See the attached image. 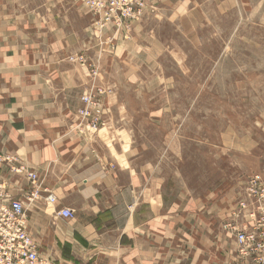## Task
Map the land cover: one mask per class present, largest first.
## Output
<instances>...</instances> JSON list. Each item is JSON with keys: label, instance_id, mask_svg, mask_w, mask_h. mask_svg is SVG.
<instances>
[{"label": "crops", "instance_id": "1", "mask_svg": "<svg viewBox=\"0 0 264 264\" xmlns=\"http://www.w3.org/2000/svg\"><path fill=\"white\" fill-rule=\"evenodd\" d=\"M144 1L148 9L157 7V0ZM173 1L158 5L182 7ZM227 5L243 9L239 23H255L264 0ZM154 13L147 18L149 35H155L156 21L166 20ZM92 22L82 6L65 0H0V154L37 174L41 197L27 203L28 181L3 179L24 202L25 226L39 257L54 264H229L235 243L223 225L245 199L249 174L231 172L195 192L176 183L169 188L154 148L138 140L155 133L133 127L139 113L124 108L131 98H143L134 95L140 86L128 84L140 35L135 27L133 35H119L110 26L98 34ZM77 55L95 66L93 82L86 67L68 61ZM91 85L111 94L102 100L108 139L100 129L77 125L81 96ZM243 151L250 157L253 150L249 144ZM49 194L52 203L45 201ZM63 209L73 218L60 217Z\"/></svg>", "mask_w": 264, "mask_h": 264}, {"label": "rangeland", "instance_id": "2", "mask_svg": "<svg viewBox=\"0 0 264 264\" xmlns=\"http://www.w3.org/2000/svg\"><path fill=\"white\" fill-rule=\"evenodd\" d=\"M160 1L174 2L157 0L156 13L147 6L140 23L135 21L132 26V21L119 34L133 35L135 27L140 35L139 55L132 61L134 73L128 84L140 86L134 95L143 98H131L124 105L126 111L139 113L133 127L141 124L155 133L140 136V144L154 148L159 175L171 182L169 188L176 183L195 192L231 172H246L247 179L264 176V24L259 22L264 19V8H258L255 23L244 24L239 23L244 20L243 9L229 10L227 0H214L218 7L209 5L212 0H177L182 7L178 3L171 9L160 8ZM153 13L166 20L156 21L155 35H149L147 18ZM81 67L87 68L93 82L98 74L95 66L87 61ZM94 90L91 85L86 93ZM123 95L131 94L124 89ZM105 108L103 104L104 122ZM151 114H155V122L146 123ZM105 129L99 135L108 139ZM125 136L121 138L128 143ZM249 144L250 157L243 151V145ZM231 218L230 225H223L235 243L229 264H246L236 254L231 229L246 225L234 213ZM262 239L263 233L258 231L257 240Z\"/></svg>", "mask_w": 264, "mask_h": 264}, {"label": "built area", "instance_id": "3", "mask_svg": "<svg viewBox=\"0 0 264 264\" xmlns=\"http://www.w3.org/2000/svg\"><path fill=\"white\" fill-rule=\"evenodd\" d=\"M93 13V32L101 34L106 25L116 34H123L130 23L140 20L145 5L142 0H69ZM96 39L98 37L94 36ZM100 40V39H99ZM83 65L85 60L78 58ZM107 91L96 89L82 97V107L77 110L78 127L85 125L89 131L96 132L104 126L102 100ZM4 175V176H3ZM12 175L25 179L29 191L25 196L27 203L37 201L41 196V184L35 172L29 171L17 159L0 154V264H54L39 257L38 247L25 226L24 202L16 199L10 191L8 178ZM45 201L53 202L49 194ZM237 212V213H236ZM58 215L72 219L73 213L63 209ZM248 221L245 228L232 227L235 232L237 256L246 264H262L264 261V176L249 177L245 187V199L241 200L234 213ZM229 226V225H228ZM258 231L263 239L258 241Z\"/></svg>", "mask_w": 264, "mask_h": 264}, {"label": "bare ground", "instance_id": "4", "mask_svg": "<svg viewBox=\"0 0 264 264\" xmlns=\"http://www.w3.org/2000/svg\"><path fill=\"white\" fill-rule=\"evenodd\" d=\"M142 3H143V0H142ZM106 27H109V24H107L106 25ZM79 57H82L84 60H85V63L83 64V65H81L79 62H78V58ZM68 61L69 62H72V63H77V64H79V65H81V66H87V61H86V59H85V57L84 56H82V55H80V56H70V57H68ZM86 94H89V93H83L82 94V96H81V99H82V97L84 96V95H86ZM77 119V118H76ZM85 126V125H84ZM105 127V124H104V126L103 127H101V129L102 128H104ZM93 132V131H92ZM37 175V174H36ZM39 179V178H38ZM39 195H40V193H39ZM29 203H31V202H29ZM49 203H51V202H49Z\"/></svg>", "mask_w": 264, "mask_h": 264}]
</instances>
